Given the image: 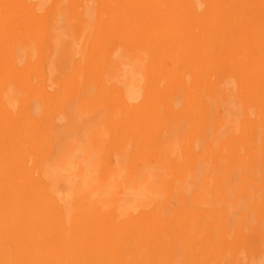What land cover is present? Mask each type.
Segmentation results:
<instances>
[{
	"label": "bare ground",
	"instance_id": "bare-ground-1",
	"mask_svg": "<svg viewBox=\"0 0 264 264\" xmlns=\"http://www.w3.org/2000/svg\"><path fill=\"white\" fill-rule=\"evenodd\" d=\"M0 264H264V0H0Z\"/></svg>",
	"mask_w": 264,
	"mask_h": 264
}]
</instances>
